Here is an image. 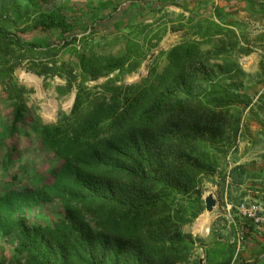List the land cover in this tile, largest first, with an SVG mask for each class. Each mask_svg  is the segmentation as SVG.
<instances>
[{
    "label": "trees",
    "instance_id": "1",
    "mask_svg": "<svg viewBox=\"0 0 264 264\" xmlns=\"http://www.w3.org/2000/svg\"><path fill=\"white\" fill-rule=\"evenodd\" d=\"M55 1L0 0V83L10 102L6 163L30 151L54 157L40 187L0 195V237L15 241L18 264H185L196 240L182 229L204 210V183L221 191L226 178L240 174L229 166L254 106L238 62L250 51L230 29L196 23L190 39L158 52L148 74L125 85L120 79L145 59V47L131 40L133 28L115 22L127 32L124 49L95 53L64 13L69 1ZM34 31L57 33L63 44L36 51L18 37ZM68 46L73 62L36 65L38 76L64 79L59 94L74 91L69 112L45 124L27 106L29 91L14 70ZM52 203L58 210L45 223H31ZM201 246L206 264H230L233 244L215 235Z\"/></svg>",
    "mask_w": 264,
    "mask_h": 264
},
{
    "label": "rangeland",
    "instance_id": "2",
    "mask_svg": "<svg viewBox=\"0 0 264 264\" xmlns=\"http://www.w3.org/2000/svg\"><path fill=\"white\" fill-rule=\"evenodd\" d=\"M130 0H115V8L111 7L109 19H106V22L103 21L101 18H90L88 15L83 16L81 21L83 26L75 28V34L78 35V39L81 37H88L87 43L93 44V48L95 49V53H101L104 55H118L125 46L124 35L127 33L126 31L120 32L117 34L112 26L105 27L101 30L102 24L108 22L118 21L117 19L126 20L129 18L128 13L124 12V8L127 7ZM133 1V0H131ZM61 2V0H56L53 5H57ZM110 2V1H108ZM118 2V3H117ZM48 5L45 8L51 9L52 6ZM74 6H70L67 8L66 16L68 17L71 25L75 24V21H79L78 17H75L74 14L78 9H73ZM80 11V10H79ZM119 15V16H115ZM76 18V20H75ZM75 20V21H74ZM110 20V21H109ZM130 20V19H129ZM132 22V21H129ZM127 23V26L124 28H133L131 34V40H134L139 45H143L144 48V61L141 62L140 67L133 73L129 75H125L120 79V83L129 85L139 81L141 78L145 77L148 74L150 69V65L152 60L158 55L160 51H167L170 47L168 46H160L158 41L157 34H150V31L147 32V23H143V21L138 22L134 21L130 25ZM134 25H142L139 29L135 30ZM24 29V26L21 27ZM142 32V33H140ZM90 33V36L88 35ZM192 32L189 30H182L181 34H178L175 38H181L178 41L181 42L186 39H190ZM24 43H32L36 45V51L46 50L51 47H60L63 44L62 37L59 36L57 33H42L40 31H34L32 33L26 32L24 35H18ZM147 37L150 39V42L147 44ZM222 42L224 41L223 38ZM220 40H218L219 43ZM178 42V43H179ZM81 41L77 43L74 47L77 48V51H81ZM217 43V42H216ZM177 44V43H176ZM175 45V44H174ZM73 46L65 47L58 56H49L46 57L44 60L34 61L32 58H28L22 61L14 70V78L20 85H23L29 93L26 95V103L27 106L32 109L42 120L45 124L54 123L57 115L59 112L68 113L71 109L72 102L74 100V91L67 94L62 95L57 92V87H63L65 81L63 78L58 76L55 77H45V76H38L36 74V65L40 63H47L50 66L53 62H57L59 65L60 61H70L73 62L75 60V56L72 55L73 53ZM203 49H208L207 46ZM33 57H35L33 55ZM239 65L240 61L238 59ZM36 63V64H35ZM159 68L163 66L162 61L158 62ZM241 69L248 75L246 82L249 84L248 94L253 97L254 106L263 105L264 102H261V97L263 93L260 94L258 98L255 99L257 94L260 91L264 90V81L259 82L264 75V63H260L258 66L254 67H242ZM28 76L31 80L27 81L24 77ZM104 78L99 79L97 82H102ZM264 92V91H263ZM264 97V95H263ZM260 100V101H259ZM9 97L5 91L1 88L0 83V195L10 191V190H17V189H36L41 186L42 182L47 178V172L50 166L54 163V157L52 154L45 152V151H30L29 153L23 155L18 161L15 163L8 165L5 159V113L10 111V104H9ZM47 106L49 111L54 110L53 113L49 112V115L42 112V108ZM246 115V114H245ZM244 115V117H245ZM245 131V130H244ZM243 131V132H244ZM243 134V133H242ZM242 137V135H241ZM238 145V144H237ZM236 154V151H235ZM233 157V154L230 157ZM215 185L212 183L206 182L203 186L202 192V200L207 195H212L216 206L214 211H217L221 216H212V213H207L205 210L193 221V223L189 225H185L182 229L184 234H189L191 237L196 240L193 253L189 258L188 262L185 264H206L204 261V248L201 246L202 244H207L209 241L212 240V236L220 235L221 232L224 233L225 225H227L223 215L225 212V201L220 189L218 187L215 189ZM204 202V201H203ZM58 210V205L55 203L50 204L46 208L38 209L33 215H31L30 220L33 224L45 223L48 213H53ZM233 212H236L235 209ZM204 219L205 223V232L195 230V225L197 221L200 219ZM210 219H213V221ZM210 221V222H209ZM209 223V224H208ZM197 239H200L201 242H198ZM15 245V241L8 240L6 238L0 237V263L2 264H18L19 261L14 256L13 247ZM24 259L21 258L20 262Z\"/></svg>",
    "mask_w": 264,
    "mask_h": 264
},
{
    "label": "crops",
    "instance_id": "3",
    "mask_svg": "<svg viewBox=\"0 0 264 264\" xmlns=\"http://www.w3.org/2000/svg\"><path fill=\"white\" fill-rule=\"evenodd\" d=\"M68 1L67 8L72 5L73 9H78L74 14L79 21H75V18L74 28L84 25L81 19L86 15L90 18L94 15L106 22V19L112 15L109 14L111 7H116L115 4H112L115 0ZM126 6L124 10H127L124 12H129L127 20L126 18L125 20L118 18V21L114 22L107 20V23L102 24L101 30L105 27H113L115 22L118 24L121 22V27L124 28L129 21H143V23H147V32L150 31V34H157L160 37L159 47H172L181 39L175 37L181 34L182 30L194 33L193 26L196 23L209 21L224 30L233 31L238 38L239 47L250 51L249 54L240 56L239 61L242 67H254L264 63V2L254 3L249 0H130ZM132 22H129L130 25ZM114 30L117 34L123 32ZM262 79L264 80V77ZM263 91H260L255 99L261 93L264 95ZM263 95L260 99L262 103L264 102ZM43 108L42 112H44ZM252 109V112L247 113L243 119L246 130L238 142L236 154H233L229 166L230 169L239 167L240 174H233V177L226 178L221 190L225 201L223 217L227 225L223 227L224 233L221 232L218 237L220 241L234 245L230 264H264V229L256 231L250 223L241 221L236 212L232 211L241 201L264 200V104L258 103ZM211 213L214 219L216 216H221L217 211ZM211 220L213 221V219ZM234 225L239 227L244 234L242 244H238L236 241ZM201 230H205V226Z\"/></svg>",
    "mask_w": 264,
    "mask_h": 264
},
{
    "label": "built area",
    "instance_id": "4",
    "mask_svg": "<svg viewBox=\"0 0 264 264\" xmlns=\"http://www.w3.org/2000/svg\"><path fill=\"white\" fill-rule=\"evenodd\" d=\"M216 1V0H214ZM254 3H263L264 0H249ZM237 217L244 222L250 223L256 231L264 229V200L262 201H241L235 207ZM235 226V238L238 244L244 241L242 230Z\"/></svg>",
    "mask_w": 264,
    "mask_h": 264
},
{
    "label": "water",
    "instance_id": "5",
    "mask_svg": "<svg viewBox=\"0 0 264 264\" xmlns=\"http://www.w3.org/2000/svg\"><path fill=\"white\" fill-rule=\"evenodd\" d=\"M203 201H204V210L207 213H211L216 206V202H215L213 196L211 194L207 195L206 197H204ZM200 264H203V263L200 262Z\"/></svg>",
    "mask_w": 264,
    "mask_h": 264
},
{
    "label": "bare ground",
    "instance_id": "6",
    "mask_svg": "<svg viewBox=\"0 0 264 264\" xmlns=\"http://www.w3.org/2000/svg\"><path fill=\"white\" fill-rule=\"evenodd\" d=\"M27 81L29 80H31V78L30 77H28V76H25L24 77ZM44 109V113L45 114H47V115H49V112L50 113H53L54 112V110H52V111H49L47 108H43ZM204 226H205V220L204 219H202L201 217H200V219L198 220V222L196 223V230H201V229H204ZM206 231V230H205Z\"/></svg>",
    "mask_w": 264,
    "mask_h": 264
}]
</instances>
